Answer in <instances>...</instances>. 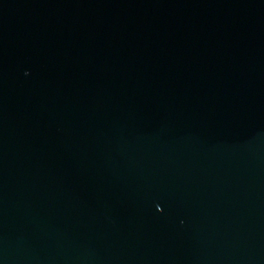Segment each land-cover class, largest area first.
I'll return each mask as SVG.
<instances>
[{"label":"water","instance_id":"obj_1","mask_svg":"<svg viewBox=\"0 0 264 264\" xmlns=\"http://www.w3.org/2000/svg\"><path fill=\"white\" fill-rule=\"evenodd\" d=\"M0 264H264V0H0Z\"/></svg>","mask_w":264,"mask_h":264}]
</instances>
